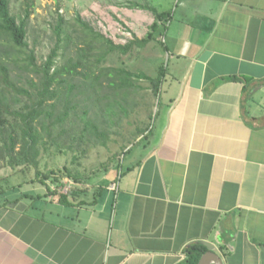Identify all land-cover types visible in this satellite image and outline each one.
<instances>
[{
	"label": "crops",
	"instance_id": "obj_1",
	"mask_svg": "<svg viewBox=\"0 0 264 264\" xmlns=\"http://www.w3.org/2000/svg\"><path fill=\"white\" fill-rule=\"evenodd\" d=\"M162 40L166 97L115 188L1 199L0 264H182L203 241L264 264V0H178Z\"/></svg>",
	"mask_w": 264,
	"mask_h": 264
},
{
	"label": "rangeland",
	"instance_id": "obj_2",
	"mask_svg": "<svg viewBox=\"0 0 264 264\" xmlns=\"http://www.w3.org/2000/svg\"><path fill=\"white\" fill-rule=\"evenodd\" d=\"M24 0H11L10 8L17 16L24 15L22 7ZM30 15L27 24V42L30 49L34 50L36 61L43 62L51 50L56 46V64L64 65L69 59L72 62H93L104 48L82 52L86 48L80 40L83 35L81 22L87 24L95 33L111 39L116 44H127L134 38L141 39L152 33L151 24L154 21L150 11L134 6H154L159 11H170L171 17L178 0H31ZM59 18L64 21L63 30L72 36L78 45L69 43L67 49L64 42H59L55 27ZM163 27L156 31L154 38L149 40L143 47L133 45L126 52L113 51L105 56V60L98 65L104 69L108 67L122 68L134 74L143 73L150 77H156L159 67L163 65L166 69L168 55L164 51L162 40ZM91 34L87 38L89 41ZM93 38H91L92 40ZM92 44L99 47L97 41ZM77 71L86 72L87 77L75 75L73 83L76 84L70 98L74 96L76 103V115H71L65 124L57 127L52 132V138L56 143L52 144V138L42 132V139L46 144L42 145L37 156L36 167L17 166L11 168L4 160L0 159V200L11 198L16 194L24 192H45L46 186L55 190L57 194H71L73 188H86V193L79 196L87 199L93 198L94 190L113 185L118 173L126 166L127 154L124 150L135 144L143 135L154 119L153 113L161 108L165 99L161 91L156 96L151 91V84L144 78H134V88L128 89L129 93L123 103L125 113L121 112L120 119L113 120L106 130L105 145L96 141L89 134L80 137L81 124L78 119L84 105L88 107V117L102 118V100L94 104L88 98L91 91L89 85L94 82L93 76L82 66ZM167 76V75H166ZM165 76V79L169 80ZM85 82L84 91L82 82ZM124 90L118 91L120 100L125 96ZM61 109V105L57 110ZM97 113V115H96ZM90 115V116H89ZM153 115V116H152ZM152 116V119H151ZM97 119V118H96ZM153 124V123H152ZM104 124H99L100 130H105ZM140 130V131H139ZM144 130V132H143ZM59 132V133H58ZM126 155V156H125ZM36 171L40 177L49 176L45 180L46 186L35 178ZM68 175H71L69 177ZM72 176L78 178L74 182ZM57 177L60 184L55 185L51 178Z\"/></svg>",
	"mask_w": 264,
	"mask_h": 264
},
{
	"label": "trees",
	"instance_id": "obj_3",
	"mask_svg": "<svg viewBox=\"0 0 264 264\" xmlns=\"http://www.w3.org/2000/svg\"><path fill=\"white\" fill-rule=\"evenodd\" d=\"M30 3L32 4L31 0L23 1L24 15L22 17L12 13L11 0H0V159L4 160L11 168L23 165L36 167L40 147L46 144L42 139V132L52 138V132L57 127L65 124L71 115H76L77 105L73 101L74 96L70 98L76 87L72 81L75 75L88 76L86 72L77 71L76 68L79 65L89 71L96 83L89 85L91 94L88 95V98L93 104L99 99L103 101L102 120L98 121V117H96L97 119L88 117V107L84 105L85 97L83 96V109L78 117L81 124L79 139L89 134L103 145H105L106 130L109 129L111 122L120 119V114L123 115L121 112L125 113L123 103L129 93L125 90L134 88V78L148 80L152 93L157 96L166 70L161 65L157 76L150 77L143 73L134 74L122 68H99L98 72L95 68H98V65L105 60V56L110 52L119 51L124 54L133 45L143 47L154 38L153 34L159 31L160 27L166 26L167 21L171 18L170 11H159L154 6L135 4L134 6L152 13L154 18L151 24L152 33L141 39L134 38L123 45L116 44L102 34L93 32L87 24L81 22L83 35L80 41L86 45V48H81V51L84 53L87 50L104 48L103 53L90 63L72 62L69 59L64 65L58 66L55 60L58 55L56 46L40 64L36 61L34 50L28 46L27 24ZM63 24L64 21L59 18L55 27L58 41L64 42L65 49L68 48L70 42L78 45L80 41H73L72 36L63 30ZM89 34L93 39L90 38L87 41ZM94 40L97 41L98 48L92 44ZM163 49L165 51V47ZM82 87L84 91V81ZM120 90H124L122 94L125 97L122 100L118 94ZM59 105H61V109L57 110ZM99 124H104L105 130H100ZM149 131L148 128L147 133L131 147L145 140ZM51 142L55 144L56 139L52 138ZM131 147L124 150L123 154H126ZM35 174V178H38L41 184L46 186L45 180L49 176L45 175L43 178H39V171H36ZM68 176L71 177V175ZM72 178L74 182H78L77 177L72 176ZM51 182L55 185L60 184L57 177L51 178ZM45 189V192L41 193L44 195L56 194L59 201L67 204H71L77 195L85 194L87 190L86 188H73L70 191L71 194L62 195L57 194L55 190L51 191L48 186ZM102 190H104L102 187L94 190L93 199H96ZM25 197L37 199L42 198L43 195L40 193L25 194ZM7 203L8 201H5L4 205ZM206 250L204 245L198 242L192 243L186 249V258L182 264H197Z\"/></svg>",
	"mask_w": 264,
	"mask_h": 264
},
{
	"label": "water",
	"instance_id": "obj_4",
	"mask_svg": "<svg viewBox=\"0 0 264 264\" xmlns=\"http://www.w3.org/2000/svg\"><path fill=\"white\" fill-rule=\"evenodd\" d=\"M12 207L17 210H21L25 207L22 202H14L10 203ZM200 244L204 245L207 250L205 253L201 255L197 264H223L221 256L215 251L214 246L207 242H200Z\"/></svg>",
	"mask_w": 264,
	"mask_h": 264
},
{
	"label": "built area",
	"instance_id": "obj_5",
	"mask_svg": "<svg viewBox=\"0 0 264 264\" xmlns=\"http://www.w3.org/2000/svg\"><path fill=\"white\" fill-rule=\"evenodd\" d=\"M112 187L115 188V185H113Z\"/></svg>",
	"mask_w": 264,
	"mask_h": 264
}]
</instances>
